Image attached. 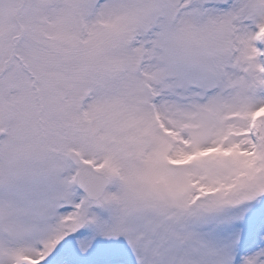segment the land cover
<instances>
[{"label": "snow or ice", "instance_id": "obj_1", "mask_svg": "<svg viewBox=\"0 0 264 264\" xmlns=\"http://www.w3.org/2000/svg\"><path fill=\"white\" fill-rule=\"evenodd\" d=\"M0 264H264V0H0Z\"/></svg>", "mask_w": 264, "mask_h": 264}]
</instances>
